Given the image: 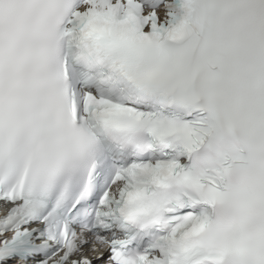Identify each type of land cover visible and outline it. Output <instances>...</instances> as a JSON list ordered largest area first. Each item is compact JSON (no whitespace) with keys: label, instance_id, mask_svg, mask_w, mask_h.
I'll use <instances>...</instances> for the list:
<instances>
[{"label":"snow or ice","instance_id":"obj_1","mask_svg":"<svg viewBox=\"0 0 264 264\" xmlns=\"http://www.w3.org/2000/svg\"><path fill=\"white\" fill-rule=\"evenodd\" d=\"M0 264H264V0H0Z\"/></svg>","mask_w":264,"mask_h":264}]
</instances>
